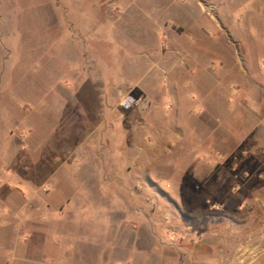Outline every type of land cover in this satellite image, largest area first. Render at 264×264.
<instances>
[{
	"label": "rangeland",
	"instance_id": "obj_1",
	"mask_svg": "<svg viewBox=\"0 0 264 264\" xmlns=\"http://www.w3.org/2000/svg\"><path fill=\"white\" fill-rule=\"evenodd\" d=\"M119 5L150 7L148 12L138 11L135 19L145 16L152 24L143 29L136 23L131 36L112 34V25H100V9L109 8V17L118 19ZM157 14L176 29L178 43L196 62H169L162 55L163 60L151 59L150 68L149 61L135 59L143 51L151 55L144 50L149 45L156 49L151 57L178 45H167L156 29ZM122 25L117 23L119 31ZM141 32L144 45L138 41ZM262 53L264 0H0V185L22 189L29 203L47 205L49 213L53 207L63 209L71 197H86L65 196V173L76 169L92 185V178L105 177L107 169L108 176L125 185H114L112 193L129 196L125 203H110L112 225L167 229L169 243L180 248L198 250L205 238H211L224 264H264V137L254 144V130L236 128L235 121L226 128L214 126L215 120L208 135L201 128L200 139L205 136L210 158L193 161L188 156L192 148L176 140L179 135L172 123L146 126L142 121L148 95H158L171 112L174 94L149 92L133 83L138 80L145 86L156 66L172 82L175 71L185 65L192 76L187 73L180 80L181 98L192 88L190 79L204 78L215 113L223 109L233 115L244 109L250 119L252 92L264 94V77L260 88L255 83L261 79L253 72ZM133 62L144 69L139 75L134 74L139 70ZM107 66L109 72H98ZM242 88L251 93L242 95ZM125 95L135 96L139 103L122 110L119 104ZM260 103L264 106V95ZM240 131L245 134L236 135ZM252 151L258 153L256 163ZM139 155L147 166L153 159L157 162L146 173L138 172L133 163ZM48 174L52 176L44 182ZM144 174L174 198L177 208L155 188L140 183ZM37 186L40 190L33 194ZM99 188L103 189L92 185V192L97 195ZM94 227L64 220L53 229L83 238L78 255L88 240L99 239ZM3 230L13 238V228ZM188 231L194 234L186 236ZM151 239L144 235L142 244H152Z\"/></svg>",
	"mask_w": 264,
	"mask_h": 264
},
{
	"label": "crops",
	"instance_id": "obj_2",
	"mask_svg": "<svg viewBox=\"0 0 264 264\" xmlns=\"http://www.w3.org/2000/svg\"><path fill=\"white\" fill-rule=\"evenodd\" d=\"M149 10L150 7L120 6L119 18L112 20L109 17L110 9L101 7L100 25L106 21L112 25V34L117 36H131V28L132 26L135 27L136 23H140V28L143 29H145L144 27L150 26L149 24H152V21L146 20L145 16L140 15L143 20H141V18L135 19L138 11L148 12ZM110 20L112 22H110ZM153 20L156 23L154 25H157L156 29L164 35L163 38L166 39L167 45L171 46L174 43L177 45L179 40L176 34L178 33L172 25L166 23L167 19H162V17L157 14L156 18H153ZM121 21L124 25H122L123 27L119 31L116 25ZM141 36H138V41L144 45L145 38L143 32H141ZM146 49L150 50L151 55L156 50L150 45L145 47L144 50L146 51ZM128 50L129 49L126 51ZM169 50V53H164L163 49H160V53L153 57H151L148 52L143 51L140 52L141 54L138 53L141 57L137 56L134 58L140 61H149V67L152 58L163 60L162 55H164V59L169 62H178L179 60H181V62H186L187 60L196 62V59L193 58L190 52L186 53L183 51L180 43H178L176 47H171ZM259 56V59L256 60L258 61V65L257 62H255L253 72L261 79L260 84H255L262 88L264 54L262 53ZM111 57H115V53H112ZM134 63V67L138 68L136 71L139 70L138 73L134 74L139 75L144 69H140L139 66L136 65L137 62H133L132 65ZM184 67L185 65H183L180 70L175 71L174 81L172 82L167 75L163 77V72L159 70L157 66L154 69L156 73L150 75L151 78L147 81L145 86H142L138 80L133 82L134 86L138 85L142 90L150 88L149 92L153 91L155 93L160 91L164 92V95L174 94L171 112L168 110L169 107L167 106V102L164 104L159 102L158 95L153 94L146 97L147 106L146 109L143 110V113L146 115H143L142 120L146 122V126L147 124L157 126L158 123L164 124L168 121L172 123V125H174L173 127H175V135H179L176 137V140L179 138L178 141L187 142L189 144L188 147L192 148L188 151V156L191 157L193 161L198 160L201 163L205 162L201 161L202 159L206 160L210 158V147L205 146V136L208 135L206 133H210V128L215 120L217 121L214 126L226 128L235 121L236 123L234 126L236 128L254 130L253 139H251L254 144H257L258 140L264 137V132L260 133L257 131L260 128L264 129V106L260 103V97L264 94L257 95L255 92H252L254 104L251 112L252 118L250 119H247V111H244V109L235 110L236 112L233 115L229 114V110L228 112L223 109L220 110L219 114L217 112L215 113L212 107L213 104L211 103V106L208 104L207 97L210 96V89L208 88V82L203 80L204 78L199 81L197 79H190L189 82L191 81L190 83L192 84V88L189 90L190 92L183 98L178 95L179 89L177 87L183 75L189 73V75L192 76L191 71ZM110 69L111 66H107L105 69H99L98 72L107 73ZM168 70L166 72L170 74ZM133 71L135 70H131V72ZM158 72L159 74H157ZM144 74L145 72L141 77H143ZM247 80L249 81L250 79L247 78ZM242 89V95L244 96L251 93L249 89ZM99 102H101V100H99ZM147 115H154V118L147 119ZM249 121H251L250 125ZM178 127H185V129ZM201 128L203 129L202 134L206 135L200 139ZM255 129H257L256 132ZM238 134L243 136L245 133H243V131L239 133L236 132V135ZM200 141H202V144H200ZM251 153L252 160L254 159L256 163L258 160V153L253 151ZM159 156H162V154H159ZM140 157L141 155H139L137 160ZM156 162V159H153L147 166L144 160L142 163L138 160L133 164L135 170L146 173L153 168ZM175 165H178V163ZM255 167L257 169L258 165L256 164ZM110 169H112V166ZM75 170L70 173H65V182L68 188L65 196L86 197H84V199L81 197H71L70 200L66 202L63 209L56 210L53 207L52 210L54 212L51 210V212L47 213V210H49L47 205L29 203L27 193L22 189L18 190L7 183L0 185V264H78L75 262L74 256L82 258L85 261L84 264H224L221 259L219 248L216 246L217 242L215 240L212 242L213 240L211 241V238L207 239L204 237L206 239L205 243L198 246V250L197 248H180L179 246H174L169 243L172 240L170 239V231L167 229L144 228L139 224L129 227L112 225L110 221L112 206L110 203L112 201L125 203L127 202V198H129L128 195H124L121 191L119 194L112 193V187L114 185L125 186L123 181L118 183L117 180H114L112 174L108 176V170L106 169L105 177L92 178V185L103 187V189L99 188V193L96 195L95 192H92V185L83 181L85 179L84 174L78 173L77 170ZM125 170L129 171L130 167L127 165ZM50 176H52V174L44 176V182L49 181ZM140 183H142L143 186L147 185L149 188H155L158 194H161L162 198L167 203L177 208L174 198L166 195L158 184L150 179L149 176L147 177L144 174V178H142ZM127 185H129V183ZM34 190L35 191L32 192L33 194L37 193L40 187L37 186ZM159 199L161 198L157 196L155 200L159 201ZM121 209L123 208H119L120 212ZM75 212L77 214H75ZM64 220L70 225L74 224L81 226L86 222L88 225L93 224L97 226L96 228L94 227V230L98 232L97 234L100 236L99 239L91 240L93 241L92 243H89L88 240V245L82 246L85 251L83 250L82 254L76 255L75 251L78 249V244L83 238H80L81 236L78 235V233L74 236L69 232L60 233L55 232L53 229L54 226L62 223ZM7 227H11L15 230L13 238H8L4 235L5 231L3 229ZM191 234L194 233L188 231L186 236H190ZM144 235L152 238V244H148L147 246L142 244ZM196 254H199L200 257H195ZM180 255L184 256L183 261L180 260ZM231 264L238 263L233 261Z\"/></svg>",
	"mask_w": 264,
	"mask_h": 264
},
{
	"label": "built area",
	"instance_id": "obj_3",
	"mask_svg": "<svg viewBox=\"0 0 264 264\" xmlns=\"http://www.w3.org/2000/svg\"><path fill=\"white\" fill-rule=\"evenodd\" d=\"M139 103V100L133 95H125L120 101V108L124 111L130 110Z\"/></svg>",
	"mask_w": 264,
	"mask_h": 264
}]
</instances>
